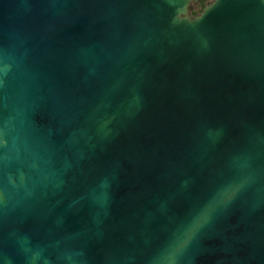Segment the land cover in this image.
I'll return each mask as SVG.
<instances>
[{
	"label": "water",
	"instance_id": "1",
	"mask_svg": "<svg viewBox=\"0 0 264 264\" xmlns=\"http://www.w3.org/2000/svg\"><path fill=\"white\" fill-rule=\"evenodd\" d=\"M0 0V264H264V0Z\"/></svg>",
	"mask_w": 264,
	"mask_h": 264
},
{
	"label": "flooded vegetation",
	"instance_id": "2",
	"mask_svg": "<svg viewBox=\"0 0 264 264\" xmlns=\"http://www.w3.org/2000/svg\"><path fill=\"white\" fill-rule=\"evenodd\" d=\"M206 1L207 0H205V2L202 4V5H200L199 3L200 2H198V4H197V7H196V10H195V12H194V14H197L201 9H202V7L204 6V4L206 3Z\"/></svg>",
	"mask_w": 264,
	"mask_h": 264
},
{
	"label": "trees",
	"instance_id": "3",
	"mask_svg": "<svg viewBox=\"0 0 264 264\" xmlns=\"http://www.w3.org/2000/svg\"><path fill=\"white\" fill-rule=\"evenodd\" d=\"M199 2H200L199 4L202 5L205 2V0H199ZM195 10L196 8L192 11V14H194Z\"/></svg>",
	"mask_w": 264,
	"mask_h": 264
}]
</instances>
